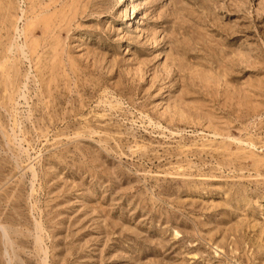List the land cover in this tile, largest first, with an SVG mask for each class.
I'll use <instances>...</instances> for the list:
<instances>
[{
    "label": "rangeland",
    "instance_id": "rangeland-1",
    "mask_svg": "<svg viewBox=\"0 0 264 264\" xmlns=\"http://www.w3.org/2000/svg\"><path fill=\"white\" fill-rule=\"evenodd\" d=\"M0 264H264V0H0Z\"/></svg>",
    "mask_w": 264,
    "mask_h": 264
}]
</instances>
